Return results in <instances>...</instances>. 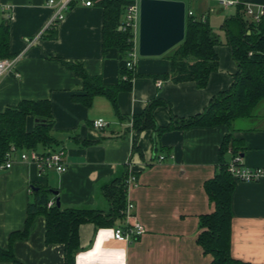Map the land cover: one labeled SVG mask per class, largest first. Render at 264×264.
<instances>
[{
  "label": "crops",
  "instance_id": "crops-1",
  "mask_svg": "<svg viewBox=\"0 0 264 264\" xmlns=\"http://www.w3.org/2000/svg\"><path fill=\"white\" fill-rule=\"evenodd\" d=\"M3 1L12 6L8 21L11 52L21 58L15 70L20 76L12 72L1 79L0 112L22 100H49L55 142L37 150L65 148L68 170H52L41 176L36 163L20 159L21 151L11 168L0 169V248L8 250L12 234L25 229L32 185L51 189L64 207L107 212L111 201L106 188L134 173L140 185L131 196L147 232L124 242L114 237V227L120 219L114 226L84 223L79 230L81 250L76 264H211L212 255L205 253L199 242L203 231L200 222L202 216L215 209L206 183L219 171L228 127L141 130L134 127L133 118L146 111L155 99L161 100L153 112L160 127L169 126L174 115L188 118L204 112L216 94L233 85L238 71L236 61L227 71L221 66L201 88L194 81L176 83L170 78L153 77L170 72L168 56L139 55L133 88L119 94L118 109L104 95L94 97L92 105L87 106L78 99L83 94L82 79L52 56L82 62L89 74L101 75L106 84H116L127 57L116 49L104 54V8L72 6L55 26L57 36L49 37L54 26L40 34L55 11L49 0ZM245 1L264 5V0ZM196 2V13L206 15L210 21L216 2ZM219 7L217 13L225 14V21L237 13V7ZM217 50L219 53V46ZM229 50L231 53L230 46ZM95 120L107 122L108 127H95ZM34 126V118H28L27 130L32 131ZM233 136L242 147L241 164L264 168V100L251 117L236 120ZM234 156L229 147L223 157L230 163ZM232 208V256L264 264V177L236 181ZM12 251L21 264L66 263L64 245L46 242L44 215L34 217L28 236L16 239ZM0 264L15 263L3 260Z\"/></svg>",
  "mask_w": 264,
  "mask_h": 264
},
{
  "label": "trees",
  "instance_id": "trees-1",
  "mask_svg": "<svg viewBox=\"0 0 264 264\" xmlns=\"http://www.w3.org/2000/svg\"><path fill=\"white\" fill-rule=\"evenodd\" d=\"M132 0H95L104 8V54L111 49L123 52L126 57L134 48V36L129 30L121 29L125 6ZM243 5L237 6L235 16L225 21L228 45L233 59L238 64L233 85L219 92L211 100L204 112L188 118L174 115L167 127L158 126L154 109L161 103L155 99L141 114L133 118L134 127L138 129L154 128L158 131L180 129L193 126L212 127L226 125L229 133L220 152V168L214 178L206 183V189L215 209L201 217L203 228L199 242L205 253L212 255L211 264H254L232 256V220L233 193L236 179L228 171L229 162L224 154L231 147L236 155L241 156L239 145L233 136L236 120L251 117L254 109L264 100V16L259 22L245 18ZM49 37H56V27ZM219 35L211 26L208 18L203 20L197 14L189 15L186 24V37L171 49L168 58L171 70L168 74L153 77L170 78L181 83L194 81L201 88L206 87L212 73L220 68L218 46ZM10 47L9 22L0 23V58H13ZM61 61L69 70L74 71L83 81L82 92L78 99L91 106L94 97L106 96L118 109V96L121 92L131 91L136 76L134 68L125 64L120 69V78L116 84H106L101 75H91L85 65L79 61H69L62 56H52ZM33 117L35 126L27 130L28 118ZM54 115L49 100H22L18 105L8 106L0 112V165L6 161V155L15 146L19 150L38 149L51 146L55 142L52 136ZM125 178L118 185L107 187V196L111 209L107 212L91 207H64L52 190L40 185H32L33 198L28 203V218L23 231L13 233L8 250L0 248V261H12L21 264L13 254L12 245L18 238L28 236L32 220L37 215L46 218V242L60 243L65 247V264H76V255L81 250L79 230L84 223L93 222L99 226H114L117 220L123 219L122 211L126 207ZM52 195L55 199L52 200ZM52 205H49L50 202ZM59 203V204H58Z\"/></svg>",
  "mask_w": 264,
  "mask_h": 264
},
{
  "label": "built area",
  "instance_id": "built-area-1",
  "mask_svg": "<svg viewBox=\"0 0 264 264\" xmlns=\"http://www.w3.org/2000/svg\"><path fill=\"white\" fill-rule=\"evenodd\" d=\"M217 4L225 7H237L243 5L245 12L249 15L253 21L259 22L264 16V5H256L245 0H211ZM49 4L55 7V11L51 18L47 21L41 33L47 29L56 26L65 17V11L69 10L76 4H82L84 6H94L95 0H49ZM187 6V5H186ZM187 17L189 15H196L197 13L193 9L186 8ZM140 15H141V0H132L124 8L123 24L121 29L129 30L134 36V48L128 54L126 58V66L134 68L136 61L139 57V29H140ZM198 15V14H197ZM203 20L206 19V15H198ZM12 17V6L9 3L0 0V23L8 22ZM32 43V40L30 41ZM21 58V55H17L13 58H0V82L5 74L15 72L16 76H20L16 72V63ZM161 83V82H160ZM159 83V84H160ZM94 126L97 128H106L108 123L103 120H95ZM21 151L15 146H12L11 150L6 155V161L0 165V169H9L14 165L15 157L18 152ZM19 157L22 161L34 162L39 168V174L45 175L49 171H57L59 173H65L68 170L66 162V150L61 147L51 151H38L37 149L22 150L19 153ZM161 160L164 156L160 157ZM242 157L236 155L228 164V171L233 175L237 181H257L264 177V168H251L241 164ZM140 185L138 176L134 173H130L125 180L126 188V207L122 211L123 219L114 227V237L116 240L129 242L132 239L139 238L147 232V228L144 223L138 218L136 214V203L131 196V192L134 188ZM51 201L49 205H52Z\"/></svg>",
  "mask_w": 264,
  "mask_h": 264
},
{
  "label": "water",
  "instance_id": "water-1",
  "mask_svg": "<svg viewBox=\"0 0 264 264\" xmlns=\"http://www.w3.org/2000/svg\"><path fill=\"white\" fill-rule=\"evenodd\" d=\"M186 8L184 0H141L140 56H162L185 39Z\"/></svg>",
  "mask_w": 264,
  "mask_h": 264
},
{
  "label": "rangeland",
  "instance_id": "rangeland-1",
  "mask_svg": "<svg viewBox=\"0 0 264 264\" xmlns=\"http://www.w3.org/2000/svg\"><path fill=\"white\" fill-rule=\"evenodd\" d=\"M184 1L186 2L188 9H193L195 12L198 11L199 7H198L196 0H184ZM205 2L208 3L209 1H205ZM212 7H211L212 8L211 17L209 19H210L211 26L214 27V30L220 36V43H219V53H220V61H221L220 67L222 66L224 70L227 71L228 69H230V67H232L235 64V61L229 50L228 37H227V33L224 27V21H225L226 16L225 14L218 15L217 12L220 9V7L216 3H214ZM230 8L234 10L233 7H230ZM169 52H171V50ZM169 52H167L166 54L162 56H168Z\"/></svg>",
  "mask_w": 264,
  "mask_h": 264
}]
</instances>
